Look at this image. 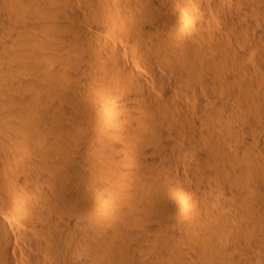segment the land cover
Returning a JSON list of instances; mask_svg holds the SVG:
<instances>
[{
	"label": "bare ground",
	"instance_id": "bare-ground-1",
	"mask_svg": "<svg viewBox=\"0 0 264 264\" xmlns=\"http://www.w3.org/2000/svg\"><path fill=\"white\" fill-rule=\"evenodd\" d=\"M0 264H264V0H0Z\"/></svg>",
	"mask_w": 264,
	"mask_h": 264
},
{
	"label": "rangeland",
	"instance_id": "rangeland-1",
	"mask_svg": "<svg viewBox=\"0 0 264 264\" xmlns=\"http://www.w3.org/2000/svg\"><path fill=\"white\" fill-rule=\"evenodd\" d=\"M9 20H10V18H11V20L10 21H12V18H14L13 20L14 21H16L15 20V16H10V18L8 17V15L6 16ZM13 21V22H14ZM105 26V25H104ZM104 26H101L102 28H100V31L99 30H97V32H99V33H101L102 35H110V36H112V37H116V38H118V39H122L123 41H125L126 43H128V41H126V38H124V37H127L128 39L127 40H129L130 38L128 37V33L126 32V31H124V30H122V29H120V28H118V27H116V26H113V25H109L110 27H111V29L109 28V26H108V28H107V26H106V31L107 32H105V29L103 28ZM102 29V30H101ZM107 29H109V30H107ZM114 29V30H113ZM117 29H120V30H117ZM103 31V32H102ZM122 31V32H121ZM124 31V32H123ZM109 33V34H108ZM125 39V40H124ZM87 84V83H86ZM86 84H84V86L82 87L83 89V91H85V93L83 92V91H81L80 93H82V95L84 96H86V95H88L90 92V90H89V86H88V84L86 85ZM88 91V92H87ZM84 93V94H83ZM115 110L116 109H112V110H110L109 111V114H111V115H115L116 113H115ZM75 127V129H73V133L75 134V135H81V134H83V129H82V126L81 125H75L74 126ZM76 133H79V134H76ZM113 174V173H112ZM114 175H115V173H114ZM136 236H134V237H132L134 240H136V238H135ZM133 239H131V240H133ZM222 241H220V240H214L210 245H207V247H209V248H211V249H213L214 251V255H211V258H215V257H217V256H219L220 254H221V251L223 250V246H222V243H221ZM260 242H258V244H259ZM260 248V247H259ZM222 249V250H221ZM138 256V254L136 253V256L135 257H137ZM214 256V257H213ZM171 259H179V258H171Z\"/></svg>",
	"mask_w": 264,
	"mask_h": 264
}]
</instances>
